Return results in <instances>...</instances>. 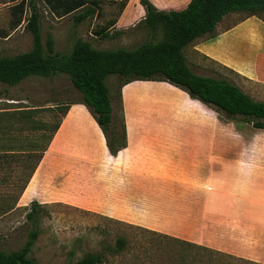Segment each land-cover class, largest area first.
I'll return each mask as SVG.
<instances>
[{"label": "crops", "instance_id": "1", "mask_svg": "<svg viewBox=\"0 0 264 264\" xmlns=\"http://www.w3.org/2000/svg\"><path fill=\"white\" fill-rule=\"evenodd\" d=\"M150 1L163 11L182 10L190 2ZM233 15L237 13L218 23L213 38L198 39L185 48L187 64L227 69L253 87H264V18L233 23ZM144 18L140 0H129L115 29L125 30ZM160 83L165 96L154 102L179 111L172 116L160 108L156 113L162 119L150 120V114L142 113L146 106L127 109L124 104L127 147L116 156L109 153L95 123L103 138L102 144L91 142L89 168L95 189L89 195L82 196L76 187L70 190L63 174L68 165L60 151L79 150V141L52 153L46 164L45 153L15 209L33 201L42 206L65 203L178 240H191L200 216L201 244L207 248L185 251L184 257L223 258L214 264H264V129H255L249 138H227L225 123H218L217 136L211 137L210 108ZM76 157L77 152L74 162ZM181 210H188L187 215ZM177 217H184L188 227H182ZM243 232L246 236L241 239Z\"/></svg>", "mask_w": 264, "mask_h": 264}, {"label": "rangeland", "instance_id": "2", "mask_svg": "<svg viewBox=\"0 0 264 264\" xmlns=\"http://www.w3.org/2000/svg\"><path fill=\"white\" fill-rule=\"evenodd\" d=\"M156 1L163 4L160 2L162 0ZM15 6L16 3L10 2V0H0V57H12L32 49V35L26 30L30 16L29 9L26 8L21 15L20 9ZM38 6L41 12L42 41L47 53H49L48 39H52L55 53L70 54L79 39L89 42L93 48L98 50H116L135 49L146 42L160 41L164 37L160 30L153 32L144 24L139 25L144 19L121 30L123 34L119 36L107 39L97 37L96 31L119 16L122 0H102L98 12L80 24L74 22V15L64 18L54 16L42 1H38ZM244 16H246L245 13L233 15L231 20L236 23ZM20 18L21 22L17 25ZM114 30L111 29L112 32ZM190 68L197 75L227 79L239 86L254 100L264 102V87H253L240 80L232 71L208 64L196 65L195 63H190ZM107 84L111 91L114 116L118 122L122 117V107L125 116L124 104L127 109H129V105L135 108L138 105L146 106L147 109H143L142 113L150 114L147 115L148 118H151L150 120L162 119L156 113L160 108H165L173 114L172 116L179 111L177 108H170L165 103L154 102L165 96L164 88L161 85L163 83L132 82L122 89L121 101L117 95L119 78L117 76L109 77ZM81 101V93L75 88L67 74L59 73L47 78L31 77L13 87L0 82V150L27 148L31 140H38L39 147L42 146L43 141L38 138V132L31 130L29 122L19 119L21 110L40 109L35 113L34 122H46L49 126L62 120L60 130L55 134L50 149L46 152L44 164L49 162L52 152L80 141L82 146L79 150L66 147L60 153L68 165L63 168V174L70 182V190L73 187L81 189L82 196H84L89 195L90 191L95 189L89 168V159L92 153L90 148L94 146L91 142L102 144L103 135L100 132L102 137H99L95 120L86 107L81 104L72 105L64 118L56 109L54 111L48 109ZM207 112L211 122V137L217 136L218 123H225L227 138L241 135L249 138L255 132L251 125L243 121H230L225 117L221 120L211 109H208ZM118 122L115 125H118ZM76 152L79 153V157H76L79 162H74ZM29 156L28 153L0 152V208L11 205L19 195L29 174L31 166ZM69 160L72 161L69 162ZM213 191L214 189H211V193ZM30 204L14 209L0 217V250L18 251L27 242L29 232L35 228L33 222L26 218L30 211ZM181 211L185 216L187 215L188 210ZM199 211L196 210V214ZM171 216L175 217V214L172 213ZM38 218L36 227L39 230V237L29 256L39 264H71L87 254H102V264H214L215 260L223 259L201 256L186 258L183 256L184 252L195 249L180 243L178 239L159 236L140 225L119 221L75 205L65 203L43 205L39 208ZM176 219L180 222L182 220L180 217ZM198 220L199 223L191 231V240H181L204 246L201 244L200 216ZM181 225L188 227L184 217ZM239 235L241 239H244L246 233L243 232ZM120 238L125 240L122 251H118L117 248V241Z\"/></svg>", "mask_w": 264, "mask_h": 264}, {"label": "trees", "instance_id": "3", "mask_svg": "<svg viewBox=\"0 0 264 264\" xmlns=\"http://www.w3.org/2000/svg\"><path fill=\"white\" fill-rule=\"evenodd\" d=\"M38 1L58 17L74 15V22L80 24L94 16L100 9L102 0H10L16 3L22 15L26 8L30 16L26 25L33 39L32 49L16 56L0 57V82L8 86H16L31 77H51L55 74H67L75 88L81 93L79 103L58 105L48 108L60 112L64 118L72 105L81 104L86 107L92 118L102 131L106 146L112 156H116L127 147V130L122 107V117L118 122L114 116L111 91L107 79L119 78L118 98L122 100V88L135 81L165 82L187 93L213 110L219 118L230 121L240 120L254 129H264V102L254 100L238 86L226 79L203 77L195 74L187 64L185 48L201 38H213L218 23L228 14L245 13L244 18L263 17L264 0H190L182 10H159L150 0H140L145 10V18L139 23L150 31L160 30L163 39L146 42L135 49L98 50L82 39L76 41L70 54L55 53L52 39H48L47 49L42 41L41 12ZM129 0H122L121 13ZM120 13V14H121ZM119 14V15H120ZM117 18L104 25L96 36L101 39L116 37L123 32L116 30ZM21 22V18L17 25ZM111 29H115L113 32ZM29 109L19 111V119L29 122L32 131L38 132L42 146L38 140H31L29 147L15 150H0L2 153H28L31 160L29 174L19 195L9 206L0 208V217L13 211L26 189L29 181L47 152L62 120L51 126L46 122H34L36 111ZM118 122V125L115 123ZM31 123V124H30ZM113 127V131L109 127ZM37 201L30 204L26 218L33 222L35 228L29 232L28 240L18 251L0 250V264H39L30 258V253L39 237L37 229L39 208ZM149 231V230H148ZM184 245L203 250L207 247L179 240ZM125 240L117 241L118 251H122ZM102 254H87L71 264H102Z\"/></svg>", "mask_w": 264, "mask_h": 264}, {"label": "flooded vegetation", "instance_id": "4", "mask_svg": "<svg viewBox=\"0 0 264 264\" xmlns=\"http://www.w3.org/2000/svg\"><path fill=\"white\" fill-rule=\"evenodd\" d=\"M109 128H110V130H111V131H113V127H112V126H111V127H109Z\"/></svg>", "mask_w": 264, "mask_h": 264}, {"label": "bare ground", "instance_id": "5", "mask_svg": "<svg viewBox=\"0 0 264 264\" xmlns=\"http://www.w3.org/2000/svg\"><path fill=\"white\" fill-rule=\"evenodd\" d=\"M52 151V150H51ZM53 153V152H52ZM51 154V153H50ZM49 159V158H48Z\"/></svg>", "mask_w": 264, "mask_h": 264}]
</instances>
